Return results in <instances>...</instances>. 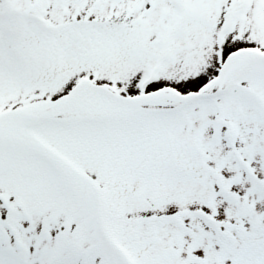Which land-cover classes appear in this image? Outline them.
<instances>
[{"label":"snow or ice","instance_id":"6c2138e0","mask_svg":"<svg viewBox=\"0 0 264 264\" xmlns=\"http://www.w3.org/2000/svg\"><path fill=\"white\" fill-rule=\"evenodd\" d=\"M0 264H264V0H0Z\"/></svg>","mask_w":264,"mask_h":264}]
</instances>
